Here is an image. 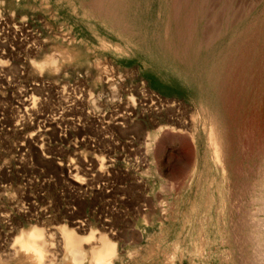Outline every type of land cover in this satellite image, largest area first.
I'll use <instances>...</instances> for the list:
<instances>
[{"label":"rangeland","instance_id":"obj_1","mask_svg":"<svg viewBox=\"0 0 264 264\" xmlns=\"http://www.w3.org/2000/svg\"><path fill=\"white\" fill-rule=\"evenodd\" d=\"M109 1L0 0L2 264L23 230L76 221L87 261L107 233L115 264H264V86L252 65L225 66L213 90L195 75L197 93L162 46L166 4L179 13L185 0ZM200 5V41L222 35L224 50L230 23L264 0ZM46 57L56 72L37 68Z\"/></svg>","mask_w":264,"mask_h":264},{"label":"bare ground","instance_id":"obj_2","mask_svg":"<svg viewBox=\"0 0 264 264\" xmlns=\"http://www.w3.org/2000/svg\"><path fill=\"white\" fill-rule=\"evenodd\" d=\"M108 1L109 0H107V2ZM111 1H109V2H111ZM172 1H174V0H172ZM175 1H177V0H175ZM202 1L203 0H185L183 5L179 9V13L176 9H173L166 2L167 4H166L165 8H167V10H166L167 20L164 24V26H165V34H164L165 41L164 42L165 43L162 46L166 50L167 54H169L178 63V67H180V69L182 68V70H183V68H186L191 73L192 76H190V80L188 82L192 83V87H193V89H195V91H197V93H204L206 91V88L202 85V82L199 81L198 77H200V76L202 78L204 77V79H206V81L209 83V87H208V88H210L209 90H213L215 88L217 78L222 76L225 66H229V69L232 68L231 70L234 69V71H237V69H239L241 67L240 69L243 72H246L248 74L247 70L251 71L249 68L252 65L251 68L253 67L252 68L253 73H251V74L252 75L255 74L256 78L255 77L254 78L256 79L255 80L256 82H259L258 83L259 86L262 84L264 86V83H263L264 82V8L262 9V12H260V6H259L260 4L258 6L256 5L257 7L255 6L253 11H251L247 15H244L243 17L240 15L241 17L238 18L235 22H232L230 20L232 22V23H230L232 29H230V32L228 31V33L225 31V36L227 33V36L229 39L227 38L228 41L225 39L227 42H225L226 47H224L225 45L223 46L224 50H219L216 47V45H219V43L222 41L221 38L224 37L222 35H218L214 38L211 37V39L208 43H203L200 41L198 31L203 26L202 25L199 28V25L202 21V17L200 15V13H201L200 12V6H201L200 4H202ZM119 2H122V1L118 0V2H117V0H116V3H119ZM101 3H103V2H101ZM101 3H98V4H101ZM104 3H106V2H104ZM112 3H114V2L112 1ZM101 6H102V4L100 5V7ZM105 6H106V4H105ZM108 6H106V7L110 9V6L109 7ZM90 7H91V5H90ZM95 7H96V5H95ZM102 8H103V6H102ZM115 8H116V6H115ZM115 8H113L114 11L115 10L120 11V10H117ZM119 8H121V7H119ZM113 9L111 8L110 10L113 11ZM160 10L162 11V9H160ZM102 11H104V13H105L106 8H105V10H104V8L102 10L100 9V12H102ZM109 11H108V13H112ZM175 11L177 12V14H180L181 16L179 15V17H177V15L175 14ZM101 15H102V13H101ZM109 15H106V16H109ZM116 15H114V16L116 17ZM122 16H124V15H122ZM118 17H116L115 19H118ZM102 18H104V17H102ZM115 19L113 21H115V23H117V20H115ZM120 19L122 20V17ZM120 19H118V22ZM125 22H126V20H125ZM120 23H122V22L120 21ZM117 24L120 25L119 23H117ZM122 24H125V23H122ZM127 25H128V23H127ZM160 26H162V25H160ZM118 27H117V29H118ZM125 27H126V25H125ZM120 28H121V26H120ZM162 28H163V26H162ZM124 31H125V28H124ZM122 32H123V29H122ZM159 39H158V42H159ZM223 47H221V48H223ZM63 58H64V55H63ZM59 60L60 59H58V61ZM58 61L54 57H46V58H44V60L42 62L37 64L38 65L37 68L39 70L44 69V70H48L51 72H56L58 70V67H59ZM61 61H62V59H61ZM238 66H239V68H238ZM231 70H229V71H231ZM241 70H240V72H241ZM184 71H185V69H184ZM232 73H233V71H232ZM195 75H197L198 77L195 78ZM187 76H188V74H187ZM248 77H250V76H248ZM248 79L246 78V80H248ZM242 80H244V78ZM250 80H252V79L250 78ZM250 80L248 82H251ZM220 82H221V80H220ZM244 82H245V80L243 81V83ZM251 83H253V82H251ZM251 87L252 86H250V88ZM262 87H261V89H262ZM254 89H256V88H254ZM204 102H205V99H204ZM205 105H206V103H205ZM211 115H212V113H211ZM212 119L214 120V118H212ZM211 120H209V121H211ZM214 122L215 121H213V123ZM213 123L209 122V124H211V126L209 125L210 126V131H209L210 133L208 136H209V140L212 144L214 155L216 158H218V156L220 157L219 153H220L221 148H220L219 143H221V142L218 141L217 133H219V132H216L217 128L215 127V125ZM173 129H174V127H173ZM220 131H222V130H220ZM219 160H220V158H219ZM221 164H222V162H221ZM256 219H254V220H256ZM80 223H81L80 221H76L74 223L75 227L73 229L59 228V229H56L57 232L53 231V233H51V234H50V232H48L49 230L46 231L43 228H39V226H31L27 230L26 229L23 231L21 230L22 232L18 235V238L15 241V243L10 248H8L6 258H4V257L3 258L6 261H11V262L13 261L14 264H15V262H17L19 264L20 263H22V264H57L59 261L62 264H115L116 263V257H118L117 256V250L115 248V245L108 238V236H107L108 234L106 232L105 233L107 235L101 234L100 237L98 238V242L96 243V244H98V247L91 249L89 261H87L88 257L84 253V249H83L84 239L79 237V234H78V232L85 231V229L83 230L82 226H80ZM262 233H263V231H262ZM199 251H201V249ZM1 261H2V258H0V264H2Z\"/></svg>","mask_w":264,"mask_h":264}]
</instances>
